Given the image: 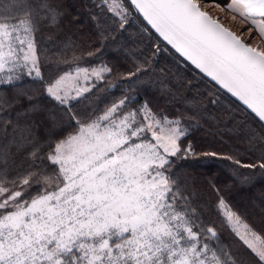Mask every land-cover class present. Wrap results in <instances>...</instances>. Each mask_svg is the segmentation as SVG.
I'll list each match as a JSON object with an SVG mask.
<instances>
[{"label": "snow or ice", "instance_id": "obj_1", "mask_svg": "<svg viewBox=\"0 0 264 264\" xmlns=\"http://www.w3.org/2000/svg\"><path fill=\"white\" fill-rule=\"evenodd\" d=\"M0 264H264V0H0Z\"/></svg>", "mask_w": 264, "mask_h": 264}, {"label": "trees", "instance_id": "obj_2", "mask_svg": "<svg viewBox=\"0 0 264 264\" xmlns=\"http://www.w3.org/2000/svg\"><path fill=\"white\" fill-rule=\"evenodd\" d=\"M213 1V0H210ZM216 3H222V0H215ZM255 195L256 196V203H258L259 200V193H254L250 190H248L247 188L244 187H238L236 189L233 190L232 192V198L235 202L244 205L246 203L249 202L250 198ZM257 211H259V209H256ZM212 219H215V217H212ZM217 223H219L217 221Z\"/></svg>", "mask_w": 264, "mask_h": 264}, {"label": "rangeland", "instance_id": "obj_3", "mask_svg": "<svg viewBox=\"0 0 264 264\" xmlns=\"http://www.w3.org/2000/svg\"><path fill=\"white\" fill-rule=\"evenodd\" d=\"M213 1L209 0V6L212 4ZM211 14L215 17L218 13L217 10L214 7H210ZM222 23L225 24L227 27H238V25H233L231 20L224 19L222 20Z\"/></svg>", "mask_w": 264, "mask_h": 264}, {"label": "water", "instance_id": "obj_4", "mask_svg": "<svg viewBox=\"0 0 264 264\" xmlns=\"http://www.w3.org/2000/svg\"><path fill=\"white\" fill-rule=\"evenodd\" d=\"M227 27V26H226Z\"/></svg>", "mask_w": 264, "mask_h": 264}]
</instances>
